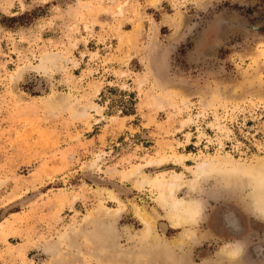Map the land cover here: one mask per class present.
Masks as SVG:
<instances>
[{
  "label": "rangeland",
  "instance_id": "obj_1",
  "mask_svg": "<svg viewBox=\"0 0 264 264\" xmlns=\"http://www.w3.org/2000/svg\"><path fill=\"white\" fill-rule=\"evenodd\" d=\"M258 164L264 0H0V264H264Z\"/></svg>",
  "mask_w": 264,
  "mask_h": 264
},
{
  "label": "bare ground",
  "instance_id": "obj_2",
  "mask_svg": "<svg viewBox=\"0 0 264 264\" xmlns=\"http://www.w3.org/2000/svg\"><path fill=\"white\" fill-rule=\"evenodd\" d=\"M219 166L221 167V165H219ZM263 166H264L263 164H258L256 166L253 165L250 167L251 170H248V169L243 170V169L235 167L236 169L234 168L233 172L236 173L237 175L241 174L240 176H241L242 180L246 179L247 182H250L251 184L253 182L254 186L259 187V188L262 187L264 189V170L262 168ZM215 167H216V165H215ZM259 168H262V171H259ZM227 180H231V178L230 179L227 178ZM196 205H197V203H196ZM171 206H172V208L170 207L171 209H169L170 211H168L170 213H168L167 216L170 217L169 219H170L171 224L173 226H176V225L180 226V225H184L187 223H192L193 221H195L196 219L199 218V215H200L199 206L200 205H198V207H197V206H194L191 204H185L182 201H176V199H175L172 201ZM258 208L257 209L259 211L261 210L259 213H262L264 215V205L263 206L261 205L260 207L258 206ZM143 216H144V214H143ZM144 217H145V219L149 218L148 216H144ZM149 226L151 227V225H149ZM186 229H189V228H186ZM185 231H188V230H184V232ZM185 234L189 235L188 232L187 233L185 232ZM182 236H184V235H182Z\"/></svg>",
  "mask_w": 264,
  "mask_h": 264
}]
</instances>
